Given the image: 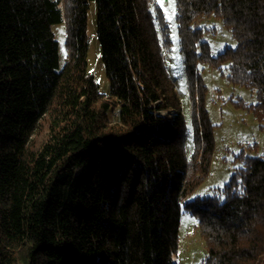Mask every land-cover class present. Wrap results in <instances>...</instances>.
<instances>
[{
  "label": "trees",
  "instance_id": "trees-1",
  "mask_svg": "<svg viewBox=\"0 0 264 264\" xmlns=\"http://www.w3.org/2000/svg\"><path fill=\"white\" fill-rule=\"evenodd\" d=\"M90 1L106 93L87 68ZM175 8L190 153L154 0H0V264H178L184 211L204 241L200 264H264V152L239 154L223 186L188 198L214 150L201 64L254 93L235 105L264 129V0ZM62 21L60 65L52 25ZM215 22L235 47L212 54Z\"/></svg>",
  "mask_w": 264,
  "mask_h": 264
},
{
  "label": "rangeland",
  "instance_id": "rangeland-1",
  "mask_svg": "<svg viewBox=\"0 0 264 264\" xmlns=\"http://www.w3.org/2000/svg\"><path fill=\"white\" fill-rule=\"evenodd\" d=\"M166 21L170 50L165 52L167 65L178 92L182 112L188 129L186 149L190 153L191 140V97L187 82L186 71L179 52V41L176 29L175 16L171 20V9L168 0H154ZM64 8V3H61ZM95 2H89L87 11V68L93 74L99 85V90L108 91V81L100 60L99 46L95 38ZM174 25V26H173ZM60 29H63L61 33ZM52 31L58 41L59 63L65 61L64 38L65 22L52 25ZM212 54L221 52L226 46L235 45V39L228 31L214 23L212 33L206 34ZM200 80L205 86L203 95V107L213 124L214 150L211 156L208 175L188 195L189 199L211 195L213 189L219 188L226 183L235 168L241 165L239 154L258 156L264 152V129L261 128L247 108L236 106L235 102L240 99L243 103H255L254 93L241 85L232 84L227 78L225 68L222 71L201 64L199 70ZM204 195H199L200 193ZM195 220V223L192 221ZM195 216L184 211L179 225V251L176 256L178 264H200L205 256V245L197 228Z\"/></svg>",
  "mask_w": 264,
  "mask_h": 264
},
{
  "label": "snow or ice",
  "instance_id": "snow-or-ice-1",
  "mask_svg": "<svg viewBox=\"0 0 264 264\" xmlns=\"http://www.w3.org/2000/svg\"><path fill=\"white\" fill-rule=\"evenodd\" d=\"M159 2V0H158ZM168 4H169V7L171 9V15L168 16V19L171 20L172 17H174L176 15V8H175V5H176V0H168ZM174 26V25H173ZM61 33L63 32V29H60ZM235 47V46H233ZM205 193H200L199 195H204ZM221 199H223V196L220 197ZM193 223H195V220L192 221Z\"/></svg>",
  "mask_w": 264,
  "mask_h": 264
},
{
  "label": "bare ground",
  "instance_id": "bare-ground-1",
  "mask_svg": "<svg viewBox=\"0 0 264 264\" xmlns=\"http://www.w3.org/2000/svg\"><path fill=\"white\" fill-rule=\"evenodd\" d=\"M165 112H166V111H158V113H160V114H163V113H165ZM169 113H172V111L170 110ZM176 261H177V258H176Z\"/></svg>",
  "mask_w": 264,
  "mask_h": 264
}]
</instances>
